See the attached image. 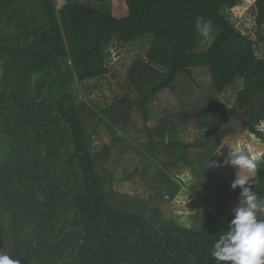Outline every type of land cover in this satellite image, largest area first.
I'll return each instance as SVG.
<instances>
[{"label":"trees","instance_id":"1","mask_svg":"<svg viewBox=\"0 0 264 264\" xmlns=\"http://www.w3.org/2000/svg\"><path fill=\"white\" fill-rule=\"evenodd\" d=\"M240 3L0 0V115L8 117L0 133L4 164L14 161L0 177V208L9 221L8 231L0 229V243L9 246L2 253L19 264H217L211 249L233 218H223L224 207L241 192L231 188L230 169L215 154L228 136H254L251 153L261 159L251 188L264 199V132L257 131L264 124V58L222 12ZM255 4L262 27L264 0ZM30 10H37L34 19ZM197 17L216 31L204 52L197 51ZM143 36L151 37L146 59L132 63L120 97L103 109L77 103L68 83L106 75L105 47ZM258 38L264 42V35ZM201 76L208 87L199 85ZM238 78L242 88L228 108L220 94ZM55 85L64 90L46 103L44 89ZM154 117L157 123L148 125ZM192 118L204 131L201 143L176 137ZM100 127L110 142L94 150L91 137ZM131 150L144 160L143 170L119 168ZM210 156L223 166L206 167ZM184 168L196 179L187 200L202 206L190 226L166 219L162 210L182 190L174 173ZM136 177L152 196L114 190V181ZM26 223L34 229L29 234Z\"/></svg>","mask_w":264,"mask_h":264},{"label":"rangeland","instance_id":"2","mask_svg":"<svg viewBox=\"0 0 264 264\" xmlns=\"http://www.w3.org/2000/svg\"><path fill=\"white\" fill-rule=\"evenodd\" d=\"M56 3L61 6L64 0H55ZM95 5H100L102 0H91ZM107 0H105L106 2ZM106 4V3H105ZM223 14L229 19V21L242 33L249 36L254 42L255 54L258 57L264 58V42L259 40V35H264V23L262 27H258L256 23L257 9L255 0H241V3L232 8L222 9ZM28 13L34 19L37 15V10H30ZM10 28V26H9ZM8 26L6 29H9ZM5 29V30H6ZM4 32L3 29H1ZM216 34L215 30H210L208 37L202 36L201 44L197 48V51H206L214 39ZM151 37L143 36L135 39L131 42L125 43L120 40L114 39L105 47L106 55V65L109 68V73L104 76H99L95 78H89L82 82L68 83V90L72 93L77 103L84 100L98 109H103L110 106L123 92L120 82L126 76V73L133 62L138 59H146V52L150 45ZM196 70V69H195ZM36 78L33 77L30 84H27V88L33 89L36 86ZM198 83L201 87H208L210 81L207 77L201 76L198 79ZM242 88V79L238 78L235 83L228 85L224 88L220 94L221 101L228 107L231 108L236 100L238 92ZM59 90H64L60 85H55L54 88L50 89L48 86L44 89V95L47 93L48 102H53ZM56 111L51 112L50 116H56ZM8 119L6 116L0 115V124ZM141 122V117L138 118ZM158 121L157 117L148 120V125L154 126ZM62 119L58 126L64 124ZM110 134L104 128H99L91 137V148L94 150H99L103 144L110 142ZM176 137L185 143H201L204 137V131L197 128L194 119L190 120V124L187 127L178 129L176 131ZM3 144L4 142L1 141ZM237 142H243L247 144L250 148L255 143V138L252 134L246 132H238L237 134L230 135L224 141V145L221 151V156L225 160L229 153V145L235 144ZM40 153L44 154V148L39 149ZM250 155L253 156L252 153ZM14 161H11L13 163ZM145 166L144 160L134 151L131 150L124 155V159L120 164V169L126 172H130L137 168L138 170H143ZM230 169L231 176L233 180L236 178L237 169L231 165H227ZM244 174V173H241ZM174 176L178 178L182 184L183 188L179 194L172 199L169 203L162 206L164 217L168 220L175 221L177 223H182L185 226H190L193 219H195L202 210L195 200L188 201L189 199L187 193H189V188L196 183V179L189 168H184L174 173ZM113 188L117 192L126 193L133 197L147 198L154 194L146 188L141 177H136L134 179H129L125 181H114ZM182 193V196L180 194ZM216 198H219L218 194H215ZM240 200H234L225 205L223 211V218L227 219L233 214V209L239 204ZM211 210L216 211L217 206L212 204L209 207ZM8 216V215H7ZM7 216L4 211L0 208V229L1 227L9 230V221L6 220ZM259 216L264 217V214H259ZM60 223L57 222L58 226ZM3 225V226H2ZM61 225V224H60ZM33 227L26 223L23 232L24 234H29L33 231ZM22 232V231H21ZM8 252V243L3 241L0 243V252Z\"/></svg>","mask_w":264,"mask_h":264},{"label":"clouds","instance_id":"3","mask_svg":"<svg viewBox=\"0 0 264 264\" xmlns=\"http://www.w3.org/2000/svg\"><path fill=\"white\" fill-rule=\"evenodd\" d=\"M194 26L199 34L208 37L209 21L197 17ZM257 131L264 132V124ZM228 145L229 153L223 163L237 169L231 188L241 189L240 202L233 209V218L227 230L214 242L211 256L217 264H264V219L258 218L259 214H264V199L258 198L251 188L261 158L250 155L251 148L243 142ZM215 154L219 155L220 151ZM211 156L206 167L223 166L219 161L210 159ZM0 264H19V261L0 252Z\"/></svg>","mask_w":264,"mask_h":264},{"label":"crops","instance_id":"4","mask_svg":"<svg viewBox=\"0 0 264 264\" xmlns=\"http://www.w3.org/2000/svg\"><path fill=\"white\" fill-rule=\"evenodd\" d=\"M1 141H3V139H2V136H1V133H0V177L2 175V167H3V165H8V166L11 167V165L13 164V163H11L12 160L10 158H9L10 160L6 164H4L6 156H8V155H7V151L5 150L6 149L5 145Z\"/></svg>","mask_w":264,"mask_h":264}]
</instances>
